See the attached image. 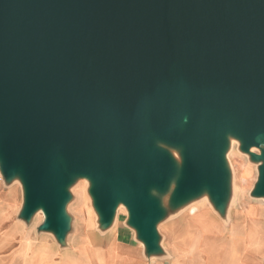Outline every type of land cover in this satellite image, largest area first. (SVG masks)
Segmentation results:
<instances>
[{
	"label": "water",
	"instance_id": "1",
	"mask_svg": "<svg viewBox=\"0 0 264 264\" xmlns=\"http://www.w3.org/2000/svg\"><path fill=\"white\" fill-rule=\"evenodd\" d=\"M183 125L182 191L207 182L220 202L224 136L264 134V0H0V161L50 224L86 176L106 216L125 203L153 240L146 187L167 164L148 135Z\"/></svg>",
	"mask_w": 264,
	"mask_h": 264
},
{
	"label": "crops",
	"instance_id": "2",
	"mask_svg": "<svg viewBox=\"0 0 264 264\" xmlns=\"http://www.w3.org/2000/svg\"><path fill=\"white\" fill-rule=\"evenodd\" d=\"M82 177L72 176L65 188L64 220L57 228L41 205H30L22 172H8L0 161V264H186L185 253L193 243L204 259L212 246V264H264V247L258 253L247 249V233L253 226L260 227L264 242L262 203L232 207L229 226L222 222L219 202L211 205L213 214L200 204L196 238L166 233L160 239L157 219L155 236L149 240L125 203L118 202L106 216L97 204L93 182L88 180L83 187ZM208 238L213 239L212 245ZM222 240L224 249L229 248L227 261L220 250Z\"/></svg>",
	"mask_w": 264,
	"mask_h": 264
},
{
	"label": "rangeland",
	"instance_id": "3",
	"mask_svg": "<svg viewBox=\"0 0 264 264\" xmlns=\"http://www.w3.org/2000/svg\"><path fill=\"white\" fill-rule=\"evenodd\" d=\"M186 123L179 120V124ZM149 124H152L149 121ZM185 130L183 125L180 130L172 135H161L152 131L148 135V146L157 155L166 160L167 169L164 177L151 182L146 187L147 195L157 205L159 237L193 235L195 238L200 233L197 210L200 204L213 214L215 206H211L217 200L214 197L207 182L201 183L196 189L182 191L183 182L187 179L188 152L187 146L181 140ZM258 145L247 148L244 140L234 131H229L221 143L219 165L222 173V197L220 208L222 222L229 226L230 211L232 207L243 203H262L264 196L260 192L262 182V167L264 165V141L257 140ZM179 156V159L177 158ZM82 177V176H81ZM83 187L90 180L89 177H82ZM88 200V198H87ZM255 206V205H252ZM195 209V213H191ZM212 235V234H210ZM260 227L253 226L247 233V249L258 253L264 242L260 240ZM192 238V236H188ZM187 242V241H186ZM207 243L213 244V239L208 238ZM207 244V245H208ZM221 254L227 256L223 261L228 260L229 248L221 242ZM208 245V246H209ZM185 253L186 264H212L213 250L207 249L208 257L204 259L196 243L190 244ZM224 250L226 253L224 254ZM224 257V256H223ZM205 260V262H204Z\"/></svg>",
	"mask_w": 264,
	"mask_h": 264
},
{
	"label": "bare ground",
	"instance_id": "4",
	"mask_svg": "<svg viewBox=\"0 0 264 264\" xmlns=\"http://www.w3.org/2000/svg\"><path fill=\"white\" fill-rule=\"evenodd\" d=\"M181 121H184V122H188L189 121V118H188V115H184L180 118ZM257 140L259 141H264V134H261L257 137ZM191 213H195V209H193V211H191Z\"/></svg>",
	"mask_w": 264,
	"mask_h": 264
},
{
	"label": "snow or ice",
	"instance_id": "5",
	"mask_svg": "<svg viewBox=\"0 0 264 264\" xmlns=\"http://www.w3.org/2000/svg\"><path fill=\"white\" fill-rule=\"evenodd\" d=\"M177 158L179 159V156Z\"/></svg>",
	"mask_w": 264,
	"mask_h": 264
}]
</instances>
